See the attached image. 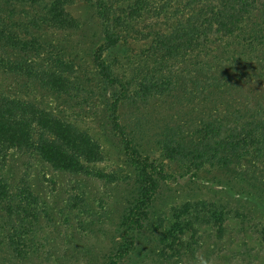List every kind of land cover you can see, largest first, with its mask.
I'll use <instances>...</instances> for the list:
<instances>
[{
  "label": "trees",
  "instance_id": "16d2710c",
  "mask_svg": "<svg viewBox=\"0 0 264 264\" xmlns=\"http://www.w3.org/2000/svg\"><path fill=\"white\" fill-rule=\"evenodd\" d=\"M74 1L0 0V72L50 94L69 95L73 67L60 59L46 62L42 50L49 51L48 45L31 28H78L69 10ZM84 1L93 3L103 26L101 41L91 49L89 77L104 102L102 130L136 180V193L120 223L118 260L110 264L132 252L160 181L168 176L165 162L194 177L219 170L229 180L219 181L225 194L244 199L264 215V0H187V11L134 57L118 55L117 49L129 20L140 16L150 0ZM39 6L40 12L30 11ZM173 62L186 65L181 76L192 75L188 83L168 67ZM149 100L163 102L166 110L151 135L149 117L124 120L120 114L123 103L137 109ZM153 147L158 158L151 156ZM20 153L40 157L57 172L115 180L97 165L104 149L91 129L67 120L43 100L0 89V246L17 261L41 251L36 235L47 218L29 174L13 179L6 173ZM222 205H180L173 209L172 231L181 235L194 224L222 219Z\"/></svg>",
  "mask_w": 264,
  "mask_h": 264
},
{
  "label": "rangeland",
  "instance_id": "374dc122",
  "mask_svg": "<svg viewBox=\"0 0 264 264\" xmlns=\"http://www.w3.org/2000/svg\"><path fill=\"white\" fill-rule=\"evenodd\" d=\"M40 10L39 6L30 11L38 13ZM69 10L79 22L78 28L63 31L45 24L31 29L48 45L49 51L42 50L46 62L52 60L49 63L53 65L60 59L73 67L69 75L73 83L70 94H50L23 78L2 72L0 89L18 97L43 100L67 120L91 129L104 149L103 160L97 165L115 180L109 182L93 175L57 172L38 156L14 155L6 169L7 175L19 179L25 171L29 174L34 190L42 198L47 218L41 222L36 235V242L42 248L40 252L17 261L0 246V264H110L118 260L120 223L136 193V180L124 158L117 156L112 139L102 130L104 102L94 81L89 80L93 73L91 49L102 39L100 16L93 3L84 0H75ZM186 11L187 0H150L145 11L130 19L123 29L124 39L117 49L118 55L124 52L132 57L140 56L145 43L171 27ZM149 67L154 66L149 63ZM168 67L185 82L193 77L181 76L186 72L183 63L173 62ZM252 67L260 69L256 65ZM128 72L133 70L129 68ZM161 105L159 100H149L134 109L123 103L120 114L124 120L133 115L149 117L151 135L159 129L161 116L166 114L165 104ZM181 110L186 112L187 106ZM151 156L158 158V149L153 147ZM165 166L168 176L160 181L143 228L134 236L133 250L117 264H201V261L264 264V215L244 199L225 194L219 183L229 181L225 174L207 169L194 177L184 167L168 162ZM187 202H213L219 208L224 204L225 215L220 220L194 224L191 230L180 235L172 231L176 222L174 210Z\"/></svg>",
  "mask_w": 264,
  "mask_h": 264
},
{
  "label": "clouds",
  "instance_id": "9594fccd",
  "mask_svg": "<svg viewBox=\"0 0 264 264\" xmlns=\"http://www.w3.org/2000/svg\"><path fill=\"white\" fill-rule=\"evenodd\" d=\"M201 264H206V262L205 261H201Z\"/></svg>",
  "mask_w": 264,
  "mask_h": 264
}]
</instances>
